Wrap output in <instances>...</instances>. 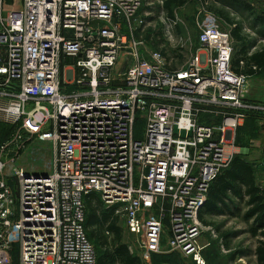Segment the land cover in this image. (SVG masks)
<instances>
[{
  "label": "built area",
  "instance_id": "2783aa9c",
  "mask_svg": "<svg viewBox=\"0 0 264 264\" xmlns=\"http://www.w3.org/2000/svg\"><path fill=\"white\" fill-rule=\"evenodd\" d=\"M142 4L0 0V112L14 119L0 147V264H14V246L17 264H96L92 195L143 264L163 253L206 264L209 187L229 169L241 123L264 117V105L246 104L252 77L234 71L232 43L205 25L179 67L137 41ZM35 140L53 149L43 173L16 166Z\"/></svg>",
  "mask_w": 264,
  "mask_h": 264
},
{
  "label": "rangeland",
  "instance_id": "374dc122",
  "mask_svg": "<svg viewBox=\"0 0 264 264\" xmlns=\"http://www.w3.org/2000/svg\"><path fill=\"white\" fill-rule=\"evenodd\" d=\"M162 0H142L141 17L143 23L134 34L137 41H143L148 50L161 51L167 60H171V65L179 67L183 65L193 54L197 45L199 35V26L205 25L210 29L212 37L215 41H231V28L228 23L232 22L240 28V36L243 38L241 44L233 41V55L241 48V45L249 47V52H256L264 48V24L257 25L254 16L258 14L264 15L263 0H245L248 3L256 5L253 15L246 13L243 9H239L231 5V0H185V4L181 8L171 7L172 18L162 9ZM260 12V13H259ZM170 23H174L172 30H169ZM150 30L153 35H160L159 42L154 43L153 40H145V32ZM231 30V31H230ZM136 33H139L136 36ZM261 36H263L261 38ZM156 41V40H155ZM253 51H250L252 49ZM255 49V50H254ZM176 52V55L173 53ZM257 83L253 84V89L248 97L256 98L264 101V71L256 79ZM254 92V94H253ZM0 109L8 106L7 101L0 100ZM136 134L142 132L139 127ZM14 119L7 114L0 112V147L7 143L13 134ZM264 128L258 127L254 121L246 120L243 122L237 133L235 156L242 155L243 148L246 149L247 159L254 163V172L256 182L264 188ZM49 143H40L32 141L26 148L22 158L16 162V166L27 164V172L40 173L43 170L44 160L50 157ZM241 149V150H240ZM244 151V150H243ZM1 155V151H0ZM12 154L8 156L10 158ZM6 157H4L5 160ZM12 166L6 168L4 176L10 177L9 173ZM9 180V179H8ZM10 185H14V179H10ZM98 199V196H95ZM105 209V208H104ZM246 211L244 206H238L237 209H231L230 213L217 216H204L203 225L209 227L210 231H214L215 240L210 241V246L204 252L206 264H256L253 255L256 246V240L250 238L248 229L251 224H246L242 217ZM234 213L235 215H233ZM203 226V227H204ZM209 233V232H208ZM209 234L206 233V237ZM97 251L95 243L90 241ZM12 261L17 264V247L11 250ZM188 259L181 258L173 254L163 253L153 255L150 264H191ZM143 264V263H141ZM193 264V263H192Z\"/></svg>",
  "mask_w": 264,
  "mask_h": 264
},
{
  "label": "trees",
  "instance_id": "16d2710c",
  "mask_svg": "<svg viewBox=\"0 0 264 264\" xmlns=\"http://www.w3.org/2000/svg\"><path fill=\"white\" fill-rule=\"evenodd\" d=\"M161 2L162 9L170 18L173 15L171 7L181 8L185 4V0H162ZM231 5L245 11L251 10L249 5L239 0H231ZM253 17L255 24H264V18L261 16L253 15ZM139 33H136V36ZM231 34L235 41L241 44L243 38L240 36L238 25H235ZM144 36L145 40H153L152 37H155L154 43L159 42L160 35H153L150 30L145 32ZM240 48L232 58L231 64L234 71L250 77L261 75L264 71V48L250 56L247 55L248 46L246 48L241 45ZM173 55H176V52ZM238 206L246 208L242 219L246 224H251L248 234L250 238L256 240L253 253L256 264H264V188L257 184L253 166L239 157H234L229 169L213 179L199 218L204 222V216L224 215L230 213L232 208L237 209ZM86 210L85 228L89 241L97 246L96 264H141L140 259L130 254L124 243L123 229L113 211L104 209L95 195L86 199Z\"/></svg>",
  "mask_w": 264,
  "mask_h": 264
},
{
  "label": "crops",
  "instance_id": "0c3cea01",
  "mask_svg": "<svg viewBox=\"0 0 264 264\" xmlns=\"http://www.w3.org/2000/svg\"><path fill=\"white\" fill-rule=\"evenodd\" d=\"M239 1H242V2H244L245 4H247V5H249L250 6V8H251V10L250 11H245L246 13H249L250 15H253V10H256V8H259L258 6L257 7H254V6H256V5H258V4H256V5H253V4H251V3H248L247 1H245V0H239ZM264 1V0H263ZM239 8V7H238ZM239 9H241V8H239ZM260 13V12H259ZM257 16H261L262 18H264V15H260V14H258ZM229 26H230V28H231V30H232V28H234L235 27V24H232V25H230L229 24ZM230 30V31H231ZM232 32V31H231ZM230 32V33H231ZM231 41H232V43H233V41H235V39L232 37V34H231ZM198 41V38H197V40H196V42ZM236 42V41H235ZM197 47V45L195 46V48ZM254 47V46H253ZM253 47H252V49H250V51H253ZM195 48H194V50H195ZM255 50V49H254ZM253 53H255L254 51L252 52V53H250L249 52V50H248V52H247V55H251V54H253ZM260 76V75H259ZM259 76H252V82H253V84L255 83H257V78H259ZM254 84V85H255ZM253 94H254V92H253ZM0 104H3V103H0ZM246 104L247 105H251V106H255V105H264V101H262V100H260V99H256V98H251V96L250 97H248V99L246 100ZM1 107V106H0ZM246 120H251V121H254L255 123H256V125L258 126V127H263L264 128V117H262L261 115H259V114H255V113H251V114H249L248 115V117L244 120V121H246ZM243 121V122H244ZM243 122L241 123V125H240V127H242V124H243ZM240 127H239V129H240ZM239 129H238V131H239ZM13 131H14V129H13ZM238 131H237V133H238ZM237 133H236V137H235V140L237 139ZM263 134H264V132H263ZM13 135V134H12ZM10 138H11V136H10ZM9 140L10 139H8V141H7V143L9 142ZM34 142V141H33ZM31 142H29L28 144H27V146L30 144ZM40 143H44V142H40ZM5 145V144H4ZM50 145V144H49ZM237 144H236V141H235V147H237L238 148V146H236ZM27 146H26V148H27ZM50 147H51V145H50ZM26 148H25V151H26ZM241 150V149H240ZM244 150V151H243ZM243 150H241L243 153H242V155H239V156H235L234 155V157H239V158H241V159H243L244 161H246V162H248V163H250L252 166H254L253 164L254 163H252V162H250L251 160H249V159H247L249 156H246L247 155V152H246V150H247V148L246 149H244L243 148ZM227 151H229V149H227ZM52 152H53V149H52V147L50 148V157H48V159L47 160H44L43 159V161L44 162H42V163H44V166H43V170L42 171H46V170H48V168L50 167V165H51V162H52ZM234 153L236 154V152H235V149H234ZM20 167H22V168H27L28 167V165L27 164H25V165H21ZM254 168V167H253ZM205 239H207V238H209L208 236L206 237H204ZM215 240V239H214ZM131 254V253H130ZM173 255H175V254H173ZM136 256V255H135ZM177 256V255H176ZM137 257V256H136ZM255 257V256H254ZM139 258V257H138ZM152 258V257H151ZM140 259V258H139ZM206 260V259H205ZM141 261V260H140ZM141 263H142V261H141ZM150 264V263H149ZM192 264V263H191Z\"/></svg>",
  "mask_w": 264,
  "mask_h": 264
},
{
  "label": "water",
  "instance_id": "95a60500",
  "mask_svg": "<svg viewBox=\"0 0 264 264\" xmlns=\"http://www.w3.org/2000/svg\"><path fill=\"white\" fill-rule=\"evenodd\" d=\"M174 134H179L181 138H184L185 137V133L184 132H181V133H178L176 130H174Z\"/></svg>",
  "mask_w": 264,
  "mask_h": 264
}]
</instances>
